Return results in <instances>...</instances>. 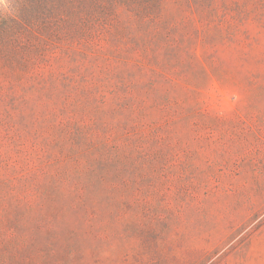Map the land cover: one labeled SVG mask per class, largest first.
<instances>
[{
	"label": "rangeland",
	"instance_id": "374dc122",
	"mask_svg": "<svg viewBox=\"0 0 264 264\" xmlns=\"http://www.w3.org/2000/svg\"><path fill=\"white\" fill-rule=\"evenodd\" d=\"M48 1L0 0V264H264V0L103 49Z\"/></svg>",
	"mask_w": 264,
	"mask_h": 264
},
{
	"label": "trees",
	"instance_id": "16d2710c",
	"mask_svg": "<svg viewBox=\"0 0 264 264\" xmlns=\"http://www.w3.org/2000/svg\"><path fill=\"white\" fill-rule=\"evenodd\" d=\"M209 1L213 6L216 5L213 0H55V7L51 9L57 14L45 19L41 32L45 35L48 32L63 40H69L71 45H80L78 43L84 38L90 37L84 27L89 29L90 26L95 25L97 38L100 41L96 40L95 45L103 49L104 41L101 42L103 34L99 29L107 32L118 28L121 33L129 36L132 35L126 30L129 26L153 25L167 20L164 13L170 6L182 8L186 4H192L207 7ZM230 1L234 3V0H219L221 7L225 10ZM43 2L45 5L49 3L48 0H43ZM55 22L60 25L57 27V33L54 28ZM43 42L47 44L46 41ZM44 49L47 50L48 47ZM54 55L55 53H52L50 58ZM26 62L31 63V60H26Z\"/></svg>",
	"mask_w": 264,
	"mask_h": 264
}]
</instances>
